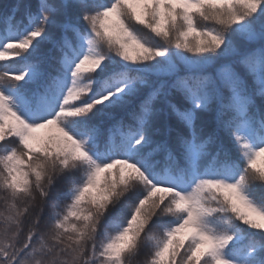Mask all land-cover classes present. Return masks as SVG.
<instances>
[{
    "label": "snow or ice",
    "instance_id": "1",
    "mask_svg": "<svg viewBox=\"0 0 264 264\" xmlns=\"http://www.w3.org/2000/svg\"><path fill=\"white\" fill-rule=\"evenodd\" d=\"M0 264H264V0L0 10Z\"/></svg>",
    "mask_w": 264,
    "mask_h": 264
},
{
    "label": "trees",
    "instance_id": "2",
    "mask_svg": "<svg viewBox=\"0 0 264 264\" xmlns=\"http://www.w3.org/2000/svg\"><path fill=\"white\" fill-rule=\"evenodd\" d=\"M15 2V0H0V10H5L8 7H10L13 3ZM33 2H35V0H33ZM259 192V190H257ZM138 260H143L144 256L143 254L137 258Z\"/></svg>",
    "mask_w": 264,
    "mask_h": 264
},
{
    "label": "rangeland",
    "instance_id": "3",
    "mask_svg": "<svg viewBox=\"0 0 264 264\" xmlns=\"http://www.w3.org/2000/svg\"><path fill=\"white\" fill-rule=\"evenodd\" d=\"M97 2H101V0H97ZM103 2H107V0H103Z\"/></svg>",
    "mask_w": 264,
    "mask_h": 264
}]
</instances>
